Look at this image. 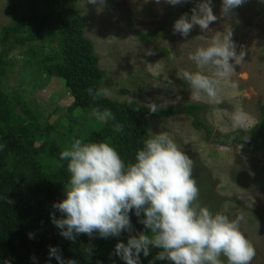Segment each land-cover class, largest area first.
Segmentation results:
<instances>
[{"label": "rangeland", "instance_id": "rangeland-1", "mask_svg": "<svg viewBox=\"0 0 264 264\" xmlns=\"http://www.w3.org/2000/svg\"><path fill=\"white\" fill-rule=\"evenodd\" d=\"M12 1L0 0V29L12 21ZM185 3L104 0L103 4L94 5L78 0L75 5L84 20V36L92 43L93 54L104 73L100 88L110 90L107 98L117 102L134 100L147 107L155 104L156 111L184 104L200 105V120L219 140L237 130H250L259 121V110L264 104V0H245L237 12L227 16L220 12L221 0H214L212 10L217 20L209 25L211 31L201 32L194 26L188 37H182L174 34L171 27L148 42L139 39L135 30L149 34L157 26L173 22ZM229 27L237 51H245L244 60L232 76L237 88L221 89L214 102L206 97L194 99L181 77L183 71L195 70L188 52ZM20 52L17 49L10 55L12 67L0 85L31 101V107L40 111L42 119L56 122L70 104L63 82L33 77L35 69L24 67ZM237 109L248 114L246 127L233 126L231 117ZM63 123L68 124L66 120ZM148 128L149 134L166 131L176 140L193 161V176L199 189L197 203L230 218H241L240 229L256 252L251 264H264V140L248 139L249 146L205 140L204 132L194 129L191 119L184 116L150 118ZM241 171L250 177L244 188L235 182Z\"/></svg>", "mask_w": 264, "mask_h": 264}, {"label": "trees", "instance_id": "trees-1", "mask_svg": "<svg viewBox=\"0 0 264 264\" xmlns=\"http://www.w3.org/2000/svg\"><path fill=\"white\" fill-rule=\"evenodd\" d=\"M77 1L13 0L12 21L0 29V80L11 69L10 55L18 49L24 67L35 69L33 77L61 80L70 99L64 114L50 123L49 118L42 119L40 111L31 107V101L0 85V143L5 145L0 151V264H57L55 258H49V246L57 247L65 262L124 264L114 253L115 244L126 243L128 235H135L136 231H146L138 218L130 215L132 233L122 232L118 237L103 239L95 233L92 237L79 234L73 241L59 235L49 214L55 212L60 217L52 204L64 198L69 174L66 162L59 160V153L74 137L89 141L111 137L126 161L134 160L136 150L150 135V118L184 116L191 119L194 129L204 132L205 140L212 138L225 145L234 141L249 146L248 139L264 140V104L259 110V121L250 130H237L219 140L211 136V128L200 120L203 108L200 105L184 104L153 113L134 100L117 102L101 97L93 101L86 89L100 88L105 78L92 43L84 36V20L76 9ZM196 3L197 0H187L177 10L174 21L184 13L190 15ZM174 21L157 26L149 34L135 31L142 42H148L159 37L163 29L173 27ZM95 110L107 111L115 120L100 123L92 115ZM116 122L123 125V134L112 132ZM29 233L33 234L31 239ZM149 248L150 255L147 258L141 255V264H149L160 251ZM155 264L171 262L157 260Z\"/></svg>", "mask_w": 264, "mask_h": 264}, {"label": "clouds", "instance_id": "clouds-1", "mask_svg": "<svg viewBox=\"0 0 264 264\" xmlns=\"http://www.w3.org/2000/svg\"><path fill=\"white\" fill-rule=\"evenodd\" d=\"M87 2L95 5L104 0ZM165 2L178 5L187 0ZM244 2L221 0L220 12L227 16ZM212 7V0H197L190 15L184 13L174 21L173 33L188 37L194 26L201 32L211 31L209 25L217 20ZM232 37L229 27L188 52L195 70H185L181 77L194 99L206 97L214 102L221 89L237 88L232 76L245 51H237ZM86 93L95 101L107 97L110 90L88 87ZM156 110L155 104L149 105L150 112ZM92 115L100 123L115 120L107 111L95 110ZM231 119L233 126L246 127L249 118L243 109H237ZM112 132L123 134V125L114 123ZM4 147L0 143V151ZM59 160L66 162L69 178L64 184V198L52 204L60 217L55 212L49 216L65 239L74 241L79 234L92 237L94 233L107 239L122 232L132 233L130 215H135L146 231H136L128 235L126 243L115 244L114 253L124 264H141V255H150L149 246L160 249L149 264L157 260L171 264H251L256 255L240 229L241 218H230L197 203L199 189L193 161L166 131L148 135L132 161L121 156L111 137L100 141L74 137L59 153ZM32 236L29 233L30 239ZM48 255L57 264H77L75 260L65 262L54 246H49Z\"/></svg>", "mask_w": 264, "mask_h": 264}, {"label": "water", "instance_id": "water-1", "mask_svg": "<svg viewBox=\"0 0 264 264\" xmlns=\"http://www.w3.org/2000/svg\"><path fill=\"white\" fill-rule=\"evenodd\" d=\"M235 182L238 186L244 188L248 186V183H250V177L248 173H246L245 171H241L236 174Z\"/></svg>", "mask_w": 264, "mask_h": 264}]
</instances>
